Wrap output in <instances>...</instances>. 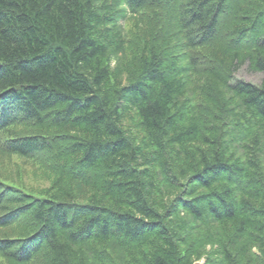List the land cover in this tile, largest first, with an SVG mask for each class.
<instances>
[{"label":"trees","instance_id":"trees-1","mask_svg":"<svg viewBox=\"0 0 264 264\" xmlns=\"http://www.w3.org/2000/svg\"><path fill=\"white\" fill-rule=\"evenodd\" d=\"M4 159L0 264H264V0H0Z\"/></svg>","mask_w":264,"mask_h":264},{"label":"rangeland","instance_id":"rangeland-1","mask_svg":"<svg viewBox=\"0 0 264 264\" xmlns=\"http://www.w3.org/2000/svg\"><path fill=\"white\" fill-rule=\"evenodd\" d=\"M234 76H235V79H243L245 81H249L254 84H258L261 79V73L248 71L245 65L242 66L235 73ZM34 167L35 165H31V167H27L26 175H22L21 177L18 178L16 169L13 168V166H11L10 163H8L4 159L3 163L0 162V178L4 181L19 183L23 187L27 188L28 190H29V187H31L30 191L33 189H37L36 191H43L46 188V185L42 181V179L37 175V172L34 169ZM203 262H204V259L201 258L195 261L194 264H203Z\"/></svg>","mask_w":264,"mask_h":264},{"label":"bare ground","instance_id":"bare-ground-1","mask_svg":"<svg viewBox=\"0 0 264 264\" xmlns=\"http://www.w3.org/2000/svg\"><path fill=\"white\" fill-rule=\"evenodd\" d=\"M145 4V3H144ZM142 6H143V3H142ZM136 7V6H135ZM114 15V14H113ZM131 15V14H130ZM116 67V66H115ZM24 118V117H23ZM47 118V117H46ZM39 125V124H38ZM25 126V125H24ZM28 126V125H27ZM33 126V125H32ZM35 126V125H34ZM33 126V127H34ZM11 127V126H10ZM20 129V128H19ZM32 131V130H31ZM45 132V131H44ZM34 134V133H33ZM42 193V192H41ZM38 197V196H37ZM39 198V197H38ZM52 198V197H51ZM35 220V219H34ZM28 228V227H27ZM25 230V229H24ZM30 231V230H29ZM2 232V231H1ZM0 232V233H1ZM26 233V232H25ZM4 234V233H3ZM4 236H5V234H4ZM8 236V235H7ZM27 236H29V235H27ZM37 253V252H36ZM4 256V255H3ZM39 257V256H38ZM41 262V261H40Z\"/></svg>","mask_w":264,"mask_h":264}]
</instances>
